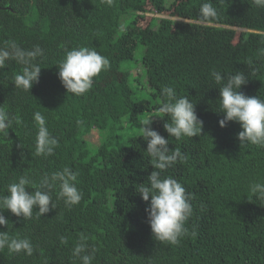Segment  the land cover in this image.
<instances>
[{
	"label": "trees",
	"instance_id": "obj_1",
	"mask_svg": "<svg viewBox=\"0 0 264 264\" xmlns=\"http://www.w3.org/2000/svg\"><path fill=\"white\" fill-rule=\"evenodd\" d=\"M204 2L113 0L109 6L104 0H0V45L14 40L22 48L38 45L44 51L38 58L39 82L29 93L14 86L22 65L8 61L0 69V107L20 121L14 119L9 135L0 136V195L21 176L34 190L44 174L64 167L77 173L82 193L81 201L68 208L54 191L55 208L40 218L38 208L27 220L4 210L9 223L0 231L29 239L33 254L4 249L0 264H81L72 252L82 233L98 249L91 264H264V201L249 190L251 183H264V148L240 147L236 122L219 126V85L211 77L213 71L225 76L242 71L248 81L240 91L264 99V57L259 55L264 8L252 0H211L218 16L205 23L200 18ZM78 46L94 49L110 63L82 96L66 92L57 67L65 50ZM138 64L141 75L132 72ZM140 83L146 93L137 98ZM164 86L195 104L203 121L199 137L177 141L168 136L163 128L168 117L159 113ZM36 111L58 140L48 157L35 155ZM145 113H156L152 129L169 139L170 149L179 147L188 157L164 173L193 197V215L185 226L197 235L178 245L155 241L148 203L135 192L152 171L146 142L138 133L120 148L114 144L119 132ZM92 129L99 131L98 145L86 138Z\"/></svg>",
	"mask_w": 264,
	"mask_h": 264
},
{
	"label": "clouds",
	"instance_id": "obj_2",
	"mask_svg": "<svg viewBox=\"0 0 264 264\" xmlns=\"http://www.w3.org/2000/svg\"><path fill=\"white\" fill-rule=\"evenodd\" d=\"M104 2L109 6L113 4V0ZM252 3L256 8H264V0H252ZM217 16V10L211 0H205L200 6L201 20L212 23ZM43 55L44 51L38 45L25 49L14 40L5 41L0 45V69L4 68L8 61L22 65V72L14 76V86L29 93L33 84L39 82L41 67L38 58ZM259 55L264 57V49L259 50ZM251 63L249 61L250 65ZM57 67L58 78L66 92L82 96L92 88L94 78L101 71L108 70L110 63L94 49L78 46L66 49L65 56ZM211 77L214 83L219 85V112L223 113V119L218 121L219 126L223 128L228 122H236L241 129L237 133L240 147L252 145L264 148V99L247 96L240 91L241 87L246 85L248 77L242 71H235V74L226 76L213 71ZM161 97L159 113L168 117L163 123L168 136L177 141L185 137H199L203 130V121L198 118L195 104L188 96H179L173 87L164 86ZM152 117H145L139 122L140 137L146 142V153L150 157L152 171L147 176V183L136 184L135 192L148 203L145 212L155 241L178 245L184 237L197 235L195 230L189 233L185 226L193 215L190 202L193 197L178 180L164 173L177 163H186L188 157L179 147H168L169 139L152 129ZM14 119L16 123H20L18 118L11 117L0 107V136L9 135ZM33 119L37 127L35 155H53L58 146L57 138L50 134L41 112L36 111ZM77 183V173L69 167L44 174L38 184H33L34 190L31 191L28 186L32 181L25 176L19 177L17 182L7 185L6 195H0V226L6 227L9 223L2 214L4 210L10 211L16 217H22L23 220L33 218L34 208H38V211H35L36 218L47 214L55 208L52 195L54 191L57 200H63L66 207L77 205L82 199ZM249 190L256 199L264 201V183H251ZM88 240L89 237L82 233L73 248L72 255L78 258L81 264H91L98 250L96 247H90ZM4 249L10 254H33V245L29 239L10 236L6 231H0V251Z\"/></svg>",
	"mask_w": 264,
	"mask_h": 264
},
{
	"label": "rangeland",
	"instance_id": "obj_3",
	"mask_svg": "<svg viewBox=\"0 0 264 264\" xmlns=\"http://www.w3.org/2000/svg\"><path fill=\"white\" fill-rule=\"evenodd\" d=\"M151 15L153 16L154 14L146 13V16H151ZM154 16H156V17H170V18H174V19H179L176 16H173V15L171 16L170 14H166V13L165 14H156ZM148 18L149 17H146V20H144V21L141 22V26L145 25V23H146V21H147ZM141 54H142V52H140V50H137L136 53H135V56L137 58H139L141 56ZM141 71H142V67L139 64L135 68L132 69V72L135 75H138V74L141 75ZM143 80L145 81V78L144 77H143ZM145 93H146V91L142 88V85L140 83L138 85V88L136 89V96H137V98L140 97V96L142 97ZM155 115H156V113H145V114L140 115V118H139V120L136 123H134L133 125H130V126L126 127L125 129H123V130H121L119 132V134H118L119 135L118 136L119 139H118V141L116 143H114L115 146L117 148H120L121 146H124L126 144L125 143V140L127 139V137L140 133L139 132V127H140L139 122L143 118L148 117V116H153L152 117V120H153L154 117H155ZM91 132L92 133L88 134L86 138L90 142H92L93 144L98 145L99 142H100V140H101V137H100V135L98 133L99 131L97 129H92Z\"/></svg>",
	"mask_w": 264,
	"mask_h": 264
}]
</instances>
